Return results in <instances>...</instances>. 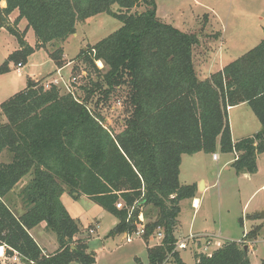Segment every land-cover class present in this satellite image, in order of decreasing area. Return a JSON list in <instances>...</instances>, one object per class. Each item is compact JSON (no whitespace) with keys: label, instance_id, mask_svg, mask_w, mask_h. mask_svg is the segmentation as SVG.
<instances>
[{"label":"trees","instance_id":"obj_1","mask_svg":"<svg viewBox=\"0 0 264 264\" xmlns=\"http://www.w3.org/2000/svg\"><path fill=\"white\" fill-rule=\"evenodd\" d=\"M2 1L6 7L0 13L17 11V21H26L25 30L33 32L37 45L30 47L23 34L10 29L19 49L0 66V75L10 71V63L22 66L35 49L47 46L54 49L48 55L59 70L68 63L60 45L76 33L77 23L106 14L121 24L69 61L96 77L71 73L73 88L82 79V100L75 96L76 87L61 94L57 86L44 88L30 81L0 103V155L10 157L8 163L0 162L4 255L16 252L34 264L95 263L88 237L76 239L82 233L79 222L61 203L67 191L74 199L86 197L117 220L109 236L134 233L142 211L145 243L158 232L163 235L161 245L147 248L148 264H161L177 239L179 204L194 199L197 189L179 183L182 156L219 151L236 155L231 164L235 174L257 171L256 158L264 153V39L209 79L199 80L193 64L197 36L161 22L156 0ZM141 5L143 12L132 13ZM121 89L124 96H118ZM97 93L100 103L114 98L123 107L120 132L106 128L98 108L88 105ZM240 104L249 107L260 130L232 140L228 109ZM26 176L19 193L23 213L16 216L6 198ZM117 203L123 208L118 210ZM42 223L58 245L48 256L29 235ZM260 230L253 227L247 239L257 240ZM244 247L225 242L210 255H195V264H250ZM172 259V264H184L179 253Z\"/></svg>","mask_w":264,"mask_h":264},{"label":"rangeland","instance_id":"obj_2","mask_svg":"<svg viewBox=\"0 0 264 264\" xmlns=\"http://www.w3.org/2000/svg\"><path fill=\"white\" fill-rule=\"evenodd\" d=\"M1 3L0 6L6 7L4 1ZM144 10L145 8L141 5L132 13H141ZM17 16V11L8 16L0 13V66L10 54L19 49L17 40L9 33L10 29L20 35L23 34L24 41L30 47L35 48L37 45L33 32L25 30L26 21L23 19L17 21ZM156 16L161 22L183 33L197 36L198 44L193 49V64L199 80L209 79L264 39V0H156ZM120 26L117 20L106 14L77 23L76 33L60 45L66 61H73L82 50L114 33ZM53 50L50 46L35 49L19 71L15 63H10V71L0 75V103L26 88L30 81L45 86L55 80L58 82L56 86L61 94L68 93V90L73 91L76 87L75 96L82 100L85 94L78 88L82 79L77 81L73 88L71 73L78 77L89 74L92 80H96L94 73L88 69L89 72L77 61H75L77 64L73 63L71 67L54 73L56 67L48 55ZM95 65L99 70L104 69L101 62ZM50 73L55 77H49ZM99 95L97 93L91 97L88 105L92 109L98 108L97 112L101 115L106 128L114 133L120 132L125 118L123 107L118 106L114 98L100 103L97 101ZM119 95L124 96L125 89L119 90ZM229 119L234 139L254 132L256 128H253V124L260 129L259 122L247 105L231 110ZM216 154H218L216 160H212L211 154L205 153L185 155L181 158L179 183L189 185L188 183L203 179L207 189L197 194L199 199L197 209L190 208L189 202L181 203L178 220L183 227L181 234L176 233V237L189 234L192 228L220 232L222 240L220 237L217 239L220 247L227 240H241L245 242L243 245L247 246V250L249 247L250 264H260V261L264 259V193L256 192V189L259 182H264V153L256 158L258 173L250 177L251 181L237 177L231 170L228 173L223 164L231 157L219 151H216ZM9 161L10 157L7 154L0 155L1 163ZM28 180L27 176L22 179L6 198V202L14 207L16 216L23 212L19 193ZM61 203L70 217L79 222L81 237L83 239L88 237V251L95 256L94 264H137V260L140 264H148L146 249L158 243L156 238L153 237L145 243L143 238L134 237L130 243H126L124 235L108 236L117 220L86 197L74 199L65 191L61 195ZM94 222H97L98 226H94ZM255 226L261 227L259 237L255 241H249L246 235ZM89 229H95V232L90 235ZM46 234V237L49 236L53 240L50 241V245L45 242V239L43 240L47 244L46 251L51 252L56 238L49 231ZM219 246L211 245L205 253L210 255L220 248ZM199 248L180 251L182 262L195 264L194 256L202 252ZM2 255L0 253V264H10L7 257Z\"/></svg>","mask_w":264,"mask_h":264},{"label":"built area","instance_id":"obj_3","mask_svg":"<svg viewBox=\"0 0 264 264\" xmlns=\"http://www.w3.org/2000/svg\"><path fill=\"white\" fill-rule=\"evenodd\" d=\"M16 67H17V71H19V68H21V65L18 64ZM75 80L76 79L73 78L71 81L74 82ZM51 84L56 86L58 84V82L56 80L54 82L52 81L50 84H46L44 87L48 88V86ZM65 87H67V86L65 85ZM71 92L72 91L68 90V93H71ZM117 105L120 106L119 101H117ZM234 157H235L234 159H236V155H234ZM212 159L216 160L217 156L213 155ZM262 190L264 191V187L262 188ZM192 207L194 208V204H192ZM116 208L118 210L122 209L123 208L122 203H117ZM132 211H133V207L129 208V217L132 214ZM134 224L136 226L135 232L132 234H125L124 235V239H125L126 243H130L134 237L142 238V236L144 234V228H145V218H144L142 211H140L138 213L136 221ZM94 232H95V229L89 230L90 235L93 234ZM154 238H156L158 240V243L155 246L161 245V241L163 239L162 233L158 232ZM218 238H219V236H214L211 234H198V233H189L185 236L178 237L173 244V249L171 250V252L168 254L166 259L161 264H168V262H170V261L172 262V256L174 254L180 253V251H186L189 248L198 249V247H200L199 251H202V252H199L197 254L207 255L205 252L208 250V248L211 245L215 246V247L219 246V242L217 241ZM236 243L242 245L245 242L243 243L241 240H239ZM2 256H4V255H2ZM7 260L10 262V264H34L31 261H27L25 258L20 256L16 252H14L12 256L8 257Z\"/></svg>","mask_w":264,"mask_h":264},{"label":"crops","instance_id":"obj_4","mask_svg":"<svg viewBox=\"0 0 264 264\" xmlns=\"http://www.w3.org/2000/svg\"><path fill=\"white\" fill-rule=\"evenodd\" d=\"M2 4V3H1ZM5 8V7H4ZM1 9H3V6L1 5L0 6V10ZM15 13V12H14ZM25 29H26V27H25ZM94 45V44H93ZM65 58V57H64ZM66 59V58H65ZM68 62V61H67ZM73 65V62H68L63 68H61V69H59V70H55L54 71V73L56 72V71H63L65 68H69V67H71ZM49 77L51 76L52 78L53 77H55L54 76V74H51L50 73V75H48ZM23 90V89H22ZM22 90H20V91H22ZM17 93V92H16ZM14 95V94H13ZM11 97V96H10ZM244 105H246V104H240V105H238V106H236V107H233V108H229L228 109V121H229V127H230V132H231V138H232V140H237V139H234V136H232V127H231V124H230V119H229V113H230V111L231 110H233V109H235V108H238V107H243ZM248 107V106H247ZM249 108V107H248ZM251 111V110H250ZM253 114V113H252ZM255 117V116H254ZM257 120V119H256ZM253 128H256L255 129V131L254 132H252V133H250V135H248V136H251V135H253V134H255V133H257L260 129H257V126H255V124H253ZM240 136H242V138H243V136H246L247 137V135H240ZM239 139H240V137H239ZM214 155H216L217 156V159H218V154H214ZM225 156H229V157H231V159H226L225 160V162H224V164H223V167H224V169H226V171H228V173H230V170L231 171H233L234 172V174H235V171L233 170V168L231 167V164H232V162L234 161V154H224ZM185 156V155H184ZM184 156H182V158L184 157ZM213 156V155H212ZM213 160V159H212ZM181 164H182V162H181ZM256 167H257V164H256ZM181 168V167H180ZM257 173H258V167H257V171H256V173L254 174V175H247V174H243V175H237V174H235L237 177H240V178H242L243 180H246V181H251L250 179L252 178V177H254L255 175H257ZM251 177V178H250ZM179 178H180V170H179ZM180 182V181H179ZM187 182H189V181H187ZM254 184L256 183L255 182V180H254V182H253ZM189 185H196V187H197V184H202L203 185V188L200 190V189H196V192H195V198L194 199H192V200H184V201H181L180 202V204H179V207H180V205H181V203L182 202H189V206H190V208H192V209H197L198 207H199V199L197 198V194L198 193H200V192H202V191H205L206 189H207V185H206V182L203 180V179H199L197 182H191V183H188ZM180 185H182V184H180ZM199 186V185H198ZM264 187V182H259V185H258V187H257V189H256V192H259V191H261V192H263L264 193V191L262 190V188ZM192 204H194V208L192 207ZM23 212H21L20 214H19V216L22 214ZM194 217H192V219H193ZM177 222H178V226H177V234L178 235H180L181 233H180V231L182 230V224L179 222V220H177ZM94 226H98V223L97 222H94V224H93ZM116 225V224H115ZM192 230V232H190V233H198V234H211V235H214V236H219L220 237V239L222 240V237H221V234H220V232H218V233H214V232H211V231H207V230H205V229H197V228H192L191 229ZM46 231V232H45ZM110 232V231H109ZM47 233V230H46V228H45V224H40V225H38L37 227H35V228H33V229H31L30 231H29V235L34 239V241L37 243V245L40 247V249L42 250V253H43V255H45V256H48V255H51V254H53L57 249H58V245H57V242H53V246H52V251L51 252H47L46 251V249H47V244H45L44 243V239H45V242H47L49 245H50V241H53V240H51L50 239V237L48 236V237H46V234ZM82 234V233H81ZM79 235L76 239H83L81 236L82 235ZM244 235V234H243ZM108 236H109V234H108ZM49 239V240H48ZM227 240V239H226ZM226 242H238V241H230V240H227ZM147 250V249H146ZM4 251H5V249L3 248V247H0V253H1V255L3 254L4 255ZM248 251H249V247H248ZM147 253V252H146ZM248 257H249V254H248ZM249 260H250V258H249ZM148 262V261H147ZM139 263H140V261H139Z\"/></svg>","mask_w":264,"mask_h":264},{"label":"water","instance_id":"obj_5","mask_svg":"<svg viewBox=\"0 0 264 264\" xmlns=\"http://www.w3.org/2000/svg\"><path fill=\"white\" fill-rule=\"evenodd\" d=\"M0 22H1V18H0ZM202 188H203V185L199 184L198 189L201 190ZM243 249H244V251H247V246H245Z\"/></svg>","mask_w":264,"mask_h":264},{"label":"bare ground","instance_id":"obj_6","mask_svg":"<svg viewBox=\"0 0 264 264\" xmlns=\"http://www.w3.org/2000/svg\"><path fill=\"white\" fill-rule=\"evenodd\" d=\"M100 64V63H99ZM101 65V64H100Z\"/></svg>","mask_w":264,"mask_h":264}]
</instances>
